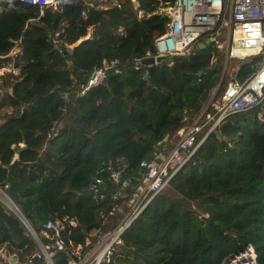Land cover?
<instances>
[{
	"label": "trees",
	"instance_id": "trees-1",
	"mask_svg": "<svg viewBox=\"0 0 264 264\" xmlns=\"http://www.w3.org/2000/svg\"><path fill=\"white\" fill-rule=\"evenodd\" d=\"M173 1L79 0L42 16L24 3L0 10V187L42 243L49 218L76 217L64 231L75 244L115 226L145 182L140 162L167 153L178 131L201 118L220 79L216 95L224 88V51L206 36L189 54L139 63L153 53ZM112 59L116 67L80 94ZM250 72L244 61L235 76ZM109 161L118 184L99 172ZM96 177L103 182L95 194ZM247 244L264 264V102L205 137L124 230L108 264H221ZM37 250L0 202V264H45L32 258ZM64 256L57 252L54 263Z\"/></svg>",
	"mask_w": 264,
	"mask_h": 264
},
{
	"label": "built area",
	"instance_id": "built-area-1",
	"mask_svg": "<svg viewBox=\"0 0 264 264\" xmlns=\"http://www.w3.org/2000/svg\"><path fill=\"white\" fill-rule=\"evenodd\" d=\"M23 3L36 7L39 16H42L48 8L76 5L79 0H0V10L4 6ZM225 10H228L227 18H224ZM165 12L168 21L164 31L154 39L153 53L148 51L145 57L165 58L189 54L203 36H206L204 41L208 43H218L220 38H224L216 46H224L225 60L247 59L251 72L243 79L231 77L216 95L219 84L204 108L201 123L194 121L181 128L176 142L167 153L159 154L157 159L140 162V166L144 168L145 182L123 202L124 213L115 226L104 232L91 234L85 238L84 243L75 244L64 231L65 224L74 226L77 218H49L40 228V234L46 241L37 244L38 250L32 254L33 259H43L45 264H55L54 255L61 252L65 255L64 264L110 263L116 246L121 243L124 230L189 161L205 137L230 115L264 102V0H174L165 8ZM225 63L222 72L225 70ZM117 64V59L103 60L101 66L91 72L87 84L81 86L80 94H85L89 88L100 84L107 71ZM204 129L201 138H197L198 133ZM103 170L107 172L106 176L111 183H119L121 173L114 169L111 161L100 168L99 172ZM102 182V177H96L92 181L90 187L95 194ZM113 197L116 198V195ZM0 202L15 214L18 212V207L1 187ZM221 264H257L256 253L247 244L242 250L227 256Z\"/></svg>",
	"mask_w": 264,
	"mask_h": 264
},
{
	"label": "rangeland",
	"instance_id": "rangeland-1",
	"mask_svg": "<svg viewBox=\"0 0 264 264\" xmlns=\"http://www.w3.org/2000/svg\"><path fill=\"white\" fill-rule=\"evenodd\" d=\"M227 11L228 10H225L224 11V18H227ZM224 32H225V30L222 31V33H224ZM221 40L224 41V38H220V41H218V43H216V42L215 43L219 45L221 43ZM18 49H19V46H15L11 53L16 52ZM220 49H222L224 51V46L222 45V47ZM223 55H224V53H223ZM225 61L226 60H225V56H224V58H223V65H224ZM244 61L248 62L247 59H245V60L236 59V58H228L227 59V62L225 63L226 64L225 65V71H226L225 73L227 75V81L231 77H235V75H236L235 73H236V70H237L238 66L240 65V63H242ZM200 117L202 118V115ZM201 118H199V115H198L190 123H192L194 121H196L198 123H201L202 122V121L200 122V119ZM3 207H4L5 211H7V213L9 214V216H13V218L18 219L17 215L12 211L11 208H9L7 205H3Z\"/></svg>",
	"mask_w": 264,
	"mask_h": 264
},
{
	"label": "water",
	"instance_id": "water-1",
	"mask_svg": "<svg viewBox=\"0 0 264 264\" xmlns=\"http://www.w3.org/2000/svg\"><path fill=\"white\" fill-rule=\"evenodd\" d=\"M206 44L208 42H205ZM164 57L163 56H156V57H144L141 58L139 60L140 64L146 65V66H152L154 64H159L163 61ZM198 74H201V72H199ZM145 76L147 77L148 74L146 73ZM221 82V79L219 81V84ZM218 84V85H219ZM167 140V138H165L162 142V144H165V141ZM17 155L14 156V159H16ZM18 219L22 222V224L26 227V229L29 231V234L31 235V237L35 240V242L37 244H41L40 239L37 235V233L34 231V229L31 227V225L28 223V221L25 219V217L22 215V213L20 212V210L18 209V212H16ZM12 263L14 262V260L11 261Z\"/></svg>",
	"mask_w": 264,
	"mask_h": 264
},
{
	"label": "crops",
	"instance_id": "crops-1",
	"mask_svg": "<svg viewBox=\"0 0 264 264\" xmlns=\"http://www.w3.org/2000/svg\"><path fill=\"white\" fill-rule=\"evenodd\" d=\"M136 4V3H135ZM12 261V260H11ZM12 263V262H11Z\"/></svg>",
	"mask_w": 264,
	"mask_h": 264
}]
</instances>
